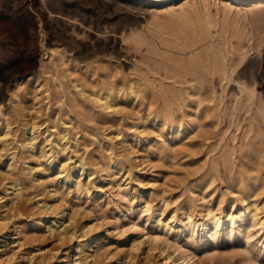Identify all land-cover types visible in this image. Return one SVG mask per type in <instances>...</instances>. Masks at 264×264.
I'll return each instance as SVG.
<instances>
[{"label":"rangeland","instance_id":"374dc122","mask_svg":"<svg viewBox=\"0 0 264 264\" xmlns=\"http://www.w3.org/2000/svg\"><path fill=\"white\" fill-rule=\"evenodd\" d=\"M16 1L0 0V79L8 75L0 117L4 123L10 122L13 133L18 137L12 144L16 148L20 146L19 139L26 127L34 122L41 124L38 147L30 155V160L28 158L29 169L39 179L23 195L21 214L17 211L3 212L0 200V221H5L0 222V264H79L75 261L76 255L79 256L77 247L80 244L89 247L90 243L95 254L91 264H182L184 252L191 253L198 264H264V236L259 226L251 217L235 222L230 219V213L237 214L253 201H258L261 207L258 216L264 218V186L254 190L239 184L240 177L255 173L250 170L252 165L244 166L241 160H218L210 169L211 164H205L210 145L202 148L195 145L199 139L196 135L200 132L195 110L179 104L181 98L187 97L186 92L193 90L191 82L198 81L202 90L209 93L213 104L222 108L223 117L215 129L211 128L214 137L208 142L224 137L230 146L245 145L249 148L253 144L254 132H248L251 101L237 82L255 86L258 96L264 98V40L260 47L252 46V40L244 29L245 24L253 20L252 2L246 6L244 0L241 3L234 0L229 31L221 40L226 44L223 50L233 70L232 77L220 70L218 54L209 48L210 40L192 53L195 57L202 55L204 59L208 58L213 67V72L203 77L199 72L166 70L151 55L153 45L139 46L130 41L118 48L109 47L82 58L56 57L51 53L53 44L47 43L48 34L44 35L41 30L43 21L36 14L34 22L23 20L21 36H18V25L8 15ZM116 1L111 8L90 0H77L81 8L97 11L100 19L108 24L135 23L140 32L147 34L148 41L154 43L153 15L149 11L160 5L171 7V3L153 4L146 13H136L126 5L140 6L142 0ZM175 1L176 5L186 2ZM261 3L264 15V0ZM213 10H216L215 6ZM128 18L134 22H128ZM61 44L63 48L69 47L67 42ZM244 50L248 51V56L241 62ZM162 51L170 62L189 59V55H181L183 53L178 48ZM52 59L56 60L55 64ZM33 60L36 61L34 65L30 64ZM54 73L65 82L66 94H61L52 81ZM104 77L117 83L118 89H127L134 82L140 91L139 96L133 99L131 95H124L118 100L120 102L117 101L115 111H104L83 99L71 83L72 79H77L90 88L103 83ZM19 82H22L21 86ZM40 83L50 85V98L45 97L44 86H37ZM15 92H19V98L14 96ZM48 99H51L49 107L46 104ZM163 102H175L176 112L168 119L169 122L154 120L151 115L145 117ZM63 128L66 129L65 138L60 137ZM120 130L133 143L132 152L119 145L116 135ZM49 132L52 142L60 139L59 147H54L51 141H44L45 134ZM63 147L66 149H60ZM11 151L0 149V171H6L5 164ZM42 153L49 157L47 161L40 158ZM50 159L54 160L50 162ZM81 159L87 161L85 168H77L74 176L68 177L69 173L62 168L63 161L73 160L78 164ZM259 171L264 175V165ZM4 187L0 183V192ZM50 190L53 194L49 193ZM39 200L49 202L48 218L38 207ZM209 209L221 215L222 227L216 228L212 222L204 227L205 232L197 233L185 227V221L189 218L202 220ZM59 217L65 220L69 232L75 231L73 239L64 244L48 232L49 225ZM41 219L45 220L43 225ZM48 220L50 222L46 224ZM166 223H170L167 229ZM156 235H160L162 240L156 242ZM168 254L172 257L164 263Z\"/></svg>","mask_w":264,"mask_h":264},{"label":"bare ground","instance_id":"6f19581e","mask_svg":"<svg viewBox=\"0 0 264 264\" xmlns=\"http://www.w3.org/2000/svg\"><path fill=\"white\" fill-rule=\"evenodd\" d=\"M90 1H92L96 4H100L101 6L106 5V6L113 8L114 2L116 0H90ZM122 1H124V0H122ZM78 2L76 0V2H73L71 4V3L65 2L63 0H26V1L18 0L15 2V5L10 8L8 15H9V18L11 19V21H14L18 25V30H17L18 36H21L22 30L20 28H22L21 25H22L23 20L26 19L27 21L29 20L31 22H34L33 16H34V14H36L40 18L39 20L41 22L43 21V25L41 26V30H42L43 34L44 35L48 34V36H49L47 43H49L51 45L53 44V48L51 49L52 55L54 54V55H56V57L58 56L59 58H63L66 56H72V58L76 57V56H79V57L81 56V58H82V57L88 56L90 54H97L99 52H103V51L107 50L109 47H111V49L112 48H118V47H120V45L123 46L122 44H124L125 42L130 41V42H134L136 45H139V46L143 45V44L147 45V46L153 45L154 47L150 48L151 55L166 70H173V71H176L178 73L184 72L186 70V71L193 73V74L196 72H199L203 77L207 76L208 74H211L213 72V67H211V63L209 64V62L207 60L208 58L204 59V57L202 55H198L197 57H195L194 55H192V53L194 52V50H196V48L199 45L210 40L211 42H210L209 48H212L217 52V54H218L217 57H219L218 63L220 64V66H222L220 70L223 71L225 74L230 75L232 77L233 70H231V68H230V66L226 60V55L224 53L225 49L223 50V48L226 44L223 43L224 41L221 42V40L223 38L227 37L226 33L229 31V27H230V21L229 20L231 18V15H232V12L234 9V4H235L234 0H186V2H184L182 5H180V4L176 5L175 0H142L141 1L142 4H140V6L127 4L126 7H127V9H130V11L135 10L136 13H141V12L146 13V11H149V6H151L153 4H157V3L158 4H164L166 2L171 3V5H169L171 7H168V6L163 7L162 5H160L159 7L153 8L151 11H149L150 12L149 14L153 15V21H152L151 27H153V29H155V41H154V43H150L148 41L147 34L140 32L141 30H138V27L135 25V23L131 24L134 21H130L129 20L130 17L128 18V22L130 21L131 25H121V24H116V23L115 24H111V23L108 24L107 21L100 19V15L97 11H95V10L90 11V10H88L89 9L88 7H87L88 9H85V8L83 9V8H81V6H79ZM235 2L241 3L242 0H235ZM251 2H252L251 11L253 12V15H252L253 20H252V22L248 21V24H245L244 29H245V32L247 33V35L252 40L251 45L256 46V47H260L263 43V40H264V22H263L264 15L262 13V7L260 6L262 4L261 3L262 0H244L243 3L247 4L246 6H248V5H250ZM213 6H215L216 10H213ZM240 10H242V9H240ZM122 20H124V19H122ZM142 20H143V18H142ZM28 22H27V24H28ZM116 22L118 23L119 21L117 20ZM139 29H141V28H139ZM0 32H1V30H0ZM61 42L69 43V47L63 48ZM170 48H174V49L178 48L180 50V52L183 53L181 55H189V59L188 60L180 59V60L172 61V62L168 61L167 58L164 56V53L162 50H169ZM118 52H116V53H118ZM10 55H12V54H10ZM38 55H40V54H38ZM247 56H248V51H245V50L242 51L241 52V62L244 61L245 59H247ZM51 61L55 64L56 60L54 61V59H52ZM12 62H14V60H12ZM35 63H36V61L33 60L32 63H30V64L34 65ZM9 66H10V64H9ZM67 70H69V69H67ZM20 71H22V70H20ZM71 74H72V72H71ZM49 76L51 77V75H49ZM7 77H8V75H7ZM7 77H2L0 79V111H3L2 110L3 109V100L5 98V95L3 94V88H4V86L8 80ZM65 77H66V75H65ZM45 80L48 81L47 78ZM53 80H54L56 86L59 88L58 89L59 92H61V94H66L67 91H66L65 82L62 79H60V77L56 73L53 74L52 81ZM102 81H103V83H100L99 85H93L90 88L83 85L82 83H80L77 79H72L71 83L75 87H77L78 93L81 97H83V99L91 101L93 103L94 107L101 108L104 111H108L110 109L115 111V109L118 108L117 101L120 99H123L124 95H131L132 98L135 99L140 94L139 93L140 91L138 90V88L134 82H131L127 89H125V88L118 89V87L116 86L117 83H114V81L110 80V78L104 77V79ZM237 82H238L239 86L247 92L248 98L251 101V109H250L251 113H250V116L248 118V121H249L248 132L253 131L254 136H253V144L249 148H245V145H242L239 147L235 146V145L230 146L228 143V140H226V139L224 140V137H220L218 139V141L215 140L213 142H208L211 138L214 137V135H213L214 132L212 131L211 128L215 129L217 127V125H219V123L221 121V117H223L221 114L222 108H220L218 106V104H216V105L213 104L212 98L209 96V93L207 91L202 90V87L198 83V81L193 80L191 82V85L193 86V90L192 91H190L191 89L188 90L186 92L187 97H185L183 99L181 98L179 101V104H182L183 107L186 106L188 108H192L195 110V116H196V119L198 121V127L197 128L200 131L196 135V138L198 137L199 139L195 143V145H197L199 148H202L205 145H210L208 147V150H207V157H206L205 164L210 163L211 164L210 169L216 165L218 160H226V159L241 160V162H242V164H244V166L250 164V165H252V168H250V170L253 169L255 171V173L249 177H240L238 179L239 184L243 185L246 188L257 190V189H260L261 187L264 186V175H261L260 171H259L262 168V166L264 165V127H263V124H264V98H262L261 96H258L255 86H253V85L250 86L247 83H243V82L238 81V80H237ZM237 82H236V84H237ZM48 83H49V81H48ZM18 84H19V86H21L22 82H19ZM40 85L44 86L45 97L50 98L51 97V91L50 90L52 89L50 87V85L40 83L37 86H40ZM120 93H121V95H120ZM14 96L16 98H19L20 97L19 92H15ZM49 100H51V99H48V101L46 102L47 107H49V104H50ZM38 102H40V101H38ZM118 102H120V101H118ZM44 108H46V107H44ZM46 109H48V108H46ZM175 112H176L175 102H173V103L163 102V104L160 107L151 111L148 114V116H145V117L148 118L151 115V117H153L154 120H161V121L166 123V122H169V120H168L169 118H172L175 115ZM35 117H37V116H35ZM79 118H81V117H79ZM207 118H211V120L209 119L210 122H207ZM175 122L176 121H174V123ZM55 123H56V120H55ZM141 123H142V121H141ZM169 124H168V126H169ZM25 126H27V125L25 124ZM40 126H41V124H37L36 122H34L32 125L30 124V126L26 127L23 131V137L19 139L20 146H19V148H16L12 144L15 142L16 139L18 140V137L16 136L15 133H13L10 122L7 120L4 123L2 121V118L0 117V127H1L0 128V146H1L0 149H1V151H7V152L12 149V151L10 153H8L7 161L5 164L6 171L5 172L0 171V183L5 185V187L0 192V200H1V203L3 202L2 203L3 212L17 211V212H19V214H21L20 212L24 207L23 195L26 193V190L30 189V187L34 186L36 183L35 181H37L39 179L38 176H37V178L34 177L35 175L33 174L32 170L29 169L28 166H29V160H30L29 157H30V155H32V152L34 151V149H36L38 147V144H39V138H40L41 133H38V129L40 128ZM20 127H21V125H20ZM55 127H56V124H55ZM208 127H210V129H208ZM152 129H154V128H152ZM45 131L43 133H46ZM65 131H66V129H64V128L61 129L60 137L65 138ZM114 135H115V133H114ZM116 137L118 138V140H120L119 145L126 147L129 151H131L130 149L134 148L133 143L130 142L131 140L128 138L127 135H125V132L123 130H120L117 133ZM112 138H114V137H112ZM196 138H195V140H196ZM131 139H132V137H131ZM51 140H52L51 133L49 132L48 134H45L44 141L46 142V141H51ZM135 140H136V138H135ZM45 142H43V143H45ZM52 145L54 147H59L60 139H56L54 142H52ZM162 145H164V144H161V146ZM60 149L64 150V149H66V147H63ZM69 150H70V148H69ZM58 151L59 150H57V152ZM55 156H56V154H55ZM28 158H29V160H28ZM40 158L43 159L44 161H47L49 157L46 158L44 153H42L40 155ZM53 160L54 159H52L50 162H52ZM86 162L81 159V160H79V163L76 164L75 161H73V160H70V161L65 160L62 163V168H63V171H67L69 173L68 177H70L72 175L74 176L77 168L84 169L86 166ZM30 165H31V163H30ZM247 170H248V168H247ZM208 173H209V171H208ZM7 179H8V182L6 181ZM45 186H46L45 189H47V185H45ZM50 187H52V186H50ZM49 193L53 194V192L51 190ZM49 193H47V194H49ZM35 196H37V194ZM166 202H167V200H166ZM257 202L253 201V202L247 203L248 205L246 207L241 208L237 214L230 213V219L235 222V221H237V219L238 220H245L247 217H249V218L251 217L253 219V221L255 222V224L259 226V228H260L259 231L262 230L263 236H264V218H261L258 216V212L261 209V207L259 206V204ZM38 203H39L38 207L41 208L43 211H45L44 215L46 218H48L49 217L48 210H50V208H51L49 202L47 200H44V201L39 200ZM259 203H260V201H259ZM58 208H60V207H58ZM19 214L17 216H19ZM227 214H229V213L227 212ZM66 216L67 215H65V217ZM184 219H187V217ZM184 219H183V221H184ZM1 221H3V220H1ZM66 221H68V220H66ZM3 222L5 223V221H3ZM40 222L43 225L45 220L41 219ZM49 222L50 221L48 220V222L46 224H48ZM212 222L214 223L216 228H220L224 224V221H223L221 215L219 213H216L214 209H209V211L207 212V215L204 216L202 220H200V219L197 220L195 218H189L187 221H185V227L188 230H191L192 232H194V231L196 233L199 231L205 232L204 227H208ZM57 223L59 225H57ZM68 224H69V222H68ZM169 226H170V223H166V229ZM200 226H202L203 228L201 229ZM171 228H173V226H171ZM69 231L70 230L68 229V225L65 224V220H62V217H59L56 220H54L53 223L50 224L49 228H48V232L52 236L57 237L56 239H58L59 242H61V244L66 243L67 240L73 239L75 231H72V232H69ZM24 234H25V232H24ZM46 236H47V234H46ZM208 236H210V235H208ZM154 238H155L156 242H159L162 240V237L160 235H156ZM153 241H154V239H153ZM77 242H78V240H77ZM138 242H140V241H138ZM99 243H100V241H99ZM75 244H77V243H75ZM43 245H44V243H43ZM93 246H94V243H93ZM105 246H106V244H105ZM134 246H135V244H134ZM156 247H157V245H156ZM71 248L73 249V245L71 246ZM77 249H79V256L76 255L75 261L78 262L79 264H81L83 261L89 260L87 264H91V260H93L95 258L92 243H90L89 247H86V246L80 244L77 247ZM75 250H76V248H75ZM51 251H52V249H51ZM96 257H97V255H96ZM171 257H172V255L168 254L167 259L163 258L164 260L166 259L164 263L169 261V259ZM37 260H38V258H37ZM149 264H154V263L150 262ZM182 264H198V262L195 260L194 256L191 253L184 252L183 257H182Z\"/></svg>","mask_w":264,"mask_h":264}]
</instances>
